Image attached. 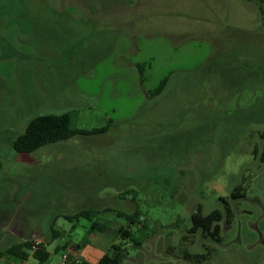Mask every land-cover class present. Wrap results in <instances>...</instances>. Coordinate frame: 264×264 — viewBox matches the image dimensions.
I'll return each instance as SVG.
<instances>
[{
    "label": "rangeland",
    "instance_id": "1",
    "mask_svg": "<svg viewBox=\"0 0 264 264\" xmlns=\"http://www.w3.org/2000/svg\"><path fill=\"white\" fill-rule=\"evenodd\" d=\"M65 112L81 134L15 149L34 116ZM0 165V250L264 264V2L0 0ZM138 208L134 244L117 211ZM199 208L220 211V241L190 232ZM80 209L92 217H65Z\"/></svg>",
    "mask_w": 264,
    "mask_h": 264
},
{
    "label": "trees",
    "instance_id": "2",
    "mask_svg": "<svg viewBox=\"0 0 264 264\" xmlns=\"http://www.w3.org/2000/svg\"><path fill=\"white\" fill-rule=\"evenodd\" d=\"M264 2V0H261ZM169 77L165 76L158 87L155 89V93L161 92L168 82ZM75 120L73 118V114L71 112H65L62 114H40L34 116L28 123L26 130L19 135L14 141L13 145L18 152H32L45 146L50 143L58 142L61 140L69 139L77 134H81L82 132L75 126ZM109 124L102 128L101 130H106ZM100 130V129H99ZM98 130V131H99ZM1 169V165H0ZM234 197H237L234 195ZM108 211L109 209L106 208ZM100 212V211H99ZM93 211L91 209H80L73 214H66L65 217L70 220H79L81 217H92ZM230 215V210H228ZM117 215L119 217L125 218L128 221V225H121L117 230V234L121 235V237L129 238L130 240H134V244H140V239L134 231L131 229V224H137L139 222V217L141 215V210L138 208L134 212L128 213L123 210L117 211ZM222 219V215L219 210H214L208 214H203L201 209L191 215L192 225L190 227V232L195 233L201 230L205 235L211 236L213 239L220 241V220ZM76 227V224L74 225ZM92 227L97 228L100 231H105L107 229L106 225L95 220L92 222ZM145 228V223L143 226ZM53 230V236L56 238L59 234L57 229ZM46 243H39V246L34 249L35 241L31 238L25 239L19 242H14L3 250H0V257L14 256L18 257L21 261H26L29 259L31 255H33L36 259L39 260L41 264L48 261L50 258V252L47 250ZM123 243H114L113 248L116 250L115 254L106 253L104 254L100 260L95 264H123L124 260V251L125 248L122 247ZM67 245H65L66 247ZM79 246V245H77ZM61 246H57L56 250H61ZM33 252L31 253V251ZM207 253L201 254H191L187 253V257L196 258L197 261L204 259ZM64 264H92L89 261L82 260H72L71 262H64Z\"/></svg>",
    "mask_w": 264,
    "mask_h": 264
},
{
    "label": "crops",
    "instance_id": "3",
    "mask_svg": "<svg viewBox=\"0 0 264 264\" xmlns=\"http://www.w3.org/2000/svg\"><path fill=\"white\" fill-rule=\"evenodd\" d=\"M106 254V253H105ZM111 254V253H110ZM104 254H101V253H99V252H96V250L95 249H93V248H90L89 250L87 249V251H84V254H83V256H81V255H79L81 258H83V259H85V260H87V261H89L90 263H92V264H95V263H97L99 260H100V258L103 256ZM31 257V256H30ZM30 257H29V259H30ZM28 259V260H29ZM28 260H26V261H21L20 263H18V262H10V264H25Z\"/></svg>",
    "mask_w": 264,
    "mask_h": 264
},
{
    "label": "built area",
    "instance_id": "4",
    "mask_svg": "<svg viewBox=\"0 0 264 264\" xmlns=\"http://www.w3.org/2000/svg\"><path fill=\"white\" fill-rule=\"evenodd\" d=\"M36 244H39V243L35 242L34 247H36ZM66 257H67V255H64V258H66Z\"/></svg>",
    "mask_w": 264,
    "mask_h": 264
}]
</instances>
